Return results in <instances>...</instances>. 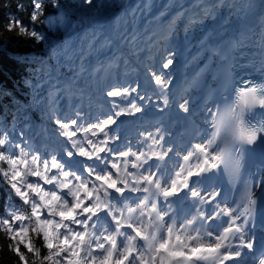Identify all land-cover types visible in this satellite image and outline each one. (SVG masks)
<instances>
[{
  "label": "snow or ice",
  "instance_id": "6c2138e0",
  "mask_svg": "<svg viewBox=\"0 0 264 264\" xmlns=\"http://www.w3.org/2000/svg\"><path fill=\"white\" fill-rule=\"evenodd\" d=\"M49 2L58 15L43 18L45 0H33L32 27L19 18L6 26L38 44L48 38L37 24L65 33L63 42L48 48V59L18 57L38 62L25 81L32 100L24 105L13 98L10 127L0 117V176L21 202L6 204L0 229L17 264H249L245 250L258 253L250 264H264V245L257 250L253 231L264 164L247 176L239 202L212 182L221 165L239 178L248 149L264 141V119L246 116L257 107L264 110V0H143L112 17L75 21L60 0ZM197 31L202 36L185 67L201 58L204 66L174 93L169 85L177 41L183 34L189 42ZM245 48L253 49L249 64L261 74L259 84L233 74L236 54ZM214 66L223 67L225 75L199 104L201 113L213 117L210 137L180 147L162 121L137 125L133 119L132 133H125V121L118 123L150 108L195 115L190 90ZM225 92L238 96L235 104L223 98ZM94 94L104 98L106 112L84 106L85 96L91 101ZM76 98L81 102L74 103ZM218 100L222 106L213 112L208 105ZM31 108L58 126L63 140L38 142L27 115ZM60 151L69 159H58ZM165 158L176 162L162 166Z\"/></svg>",
  "mask_w": 264,
  "mask_h": 264
},
{
  "label": "trees",
  "instance_id": "16d2710c",
  "mask_svg": "<svg viewBox=\"0 0 264 264\" xmlns=\"http://www.w3.org/2000/svg\"><path fill=\"white\" fill-rule=\"evenodd\" d=\"M32 3L33 0H0V117H4L8 125L12 121L10 112L15 110L13 98L24 105L32 100L31 88L25 84V81L31 78L29 68L34 69L38 66V62H21L18 57L35 56L48 59V48L65 40L63 30L49 29L46 24L36 25V29L47 36L46 43L38 44L32 39L18 36L15 32L6 30L10 19L14 18H19L25 25L32 27L30 21V14L33 10ZM20 4L24 5V10L18 8ZM60 5L62 9L67 10L73 16L75 21L80 17L91 19L97 15L105 18L115 16L131 5V2L130 0H94L93 4L88 6L80 5V0H60ZM56 15H58V9L54 8L49 0H45L43 18ZM49 63L54 67V61L49 60ZM4 92L11 95H3ZM6 109L9 111L6 112ZM27 115L30 121L35 120L39 124H47L54 131L58 127L54 123L46 121L38 108L28 109ZM9 197H11V201ZM10 202L21 203L19 198L11 192L10 185L0 176V217L6 215L5 206ZM9 244V238L0 229V264H17L18 258ZM41 245L42 239L38 238L37 246ZM42 253L46 254V249H42Z\"/></svg>",
  "mask_w": 264,
  "mask_h": 264
},
{
  "label": "bare ground",
  "instance_id": "6f19581e",
  "mask_svg": "<svg viewBox=\"0 0 264 264\" xmlns=\"http://www.w3.org/2000/svg\"><path fill=\"white\" fill-rule=\"evenodd\" d=\"M234 19L235 18H233V22H234ZM196 33L199 34V36L200 35L202 36V33L200 31H197ZM194 35H191L189 37V42H186L184 40L183 36H180L178 41H177V48H178L179 54L176 57L175 66L180 67V69H178V72L175 74V79L172 80V83L169 85L170 89H173L172 91L174 93L179 89V85H178L177 80L181 79L184 74H187V76H189V74L193 71V69L196 70V69L202 68L204 66L205 59L201 58L196 63L189 65L187 68L185 67L186 58L187 57L190 58V56L193 55L195 53V50H196V41L198 40L199 36L197 35V38L193 42H191V39L194 38ZM205 55H207V54H205ZM212 84L213 83L211 82L209 77L205 78L200 83L199 87L197 89H195L194 96L190 97L191 101H192V106L196 110L195 115H187V114H183L182 112H180V115H182V116L192 117L194 119V122H195L198 129H200L204 126L203 123H205L207 121L210 122L212 119V116L208 115V113H201L199 111V104H200L201 96L203 95L202 88L206 87V90H209L210 86ZM103 104L104 105L106 104L108 106V104L106 102H104ZM208 107L211 108L212 111H214L213 107L210 104L208 105ZM164 113L168 114L170 116V118H174L177 114V111L176 110H166ZM197 113H200V116H198ZM205 117H207V120H205ZM134 118L137 119L138 117L136 116ZM137 123L142 124L143 121H137ZM166 127L168 130V133H170V130L172 129L171 126H168V124H166ZM204 142H206V140H204ZM184 154H186V153H184Z\"/></svg>",
  "mask_w": 264,
  "mask_h": 264
},
{
  "label": "rangeland",
  "instance_id": "374dc122",
  "mask_svg": "<svg viewBox=\"0 0 264 264\" xmlns=\"http://www.w3.org/2000/svg\"><path fill=\"white\" fill-rule=\"evenodd\" d=\"M102 1H104V0H102ZM132 3H133V5H131V6H135V5H137V4H139V3H142L143 2V0H130ZM167 2V0H157V3H159V4H163V3H166ZM188 2H190V0H188ZM158 9H153V13H155L156 11H157ZM180 36H183V34H181ZM195 38V37H194ZM194 38L193 39H191L192 41L194 40ZM133 66H135V65H133ZM98 95V94H97ZM100 99H101V101H105L104 100V98H102V97H100ZM109 100L110 99H112V98H108ZM65 100H67L66 98L65 99H62V100H60V102H59V106H61L62 108H64L65 106H67V101H65ZM81 101H80V99L79 98H76L75 100H74V103H80ZM88 103V105H87V107H89V105L91 106V108H92V111L94 112V113H99V112H101V111H107V109L108 108H106L105 106H103V107H96V106H94V104L91 102V101H88L87 102ZM86 107V108H87ZM66 108V107H65ZM121 118V117H120ZM120 118H119V120H118V123H119V121H120ZM35 126V127H34ZM19 127H22V125H19ZM32 127H34V130H35V133L37 134H39L38 136H37V141L38 142H43V141H47L48 143H55L56 142V140L59 138L58 137V135H55L53 132H51L50 130H48V131H41V132H38V128H36V125L35 124H32ZM34 133V134H35ZM32 134V133H31ZM33 134V135H34ZM43 140V141H42ZM70 147V146H69ZM60 153L61 152H58L57 153V158L58 159H61V160H66V159H69V158H67L66 156H65V154L64 153H61L62 155L60 156ZM42 155L45 157V158H50V154H49V152L47 153V150H44L43 151V153H42ZM60 157H59V156ZM73 160H75V161H79V160H84L85 158H82V157H78V156H74L73 158H72ZM29 180L30 181H35L36 180V178H34V177H29ZM46 188H50L51 186H45Z\"/></svg>",
  "mask_w": 264,
  "mask_h": 264
},
{
  "label": "clouds",
  "instance_id": "9594fccd",
  "mask_svg": "<svg viewBox=\"0 0 264 264\" xmlns=\"http://www.w3.org/2000/svg\"><path fill=\"white\" fill-rule=\"evenodd\" d=\"M250 113H247L246 116H248ZM228 139V134L225 133V141L220 143V148L223 149L225 147V143Z\"/></svg>",
  "mask_w": 264,
  "mask_h": 264
}]
</instances>
